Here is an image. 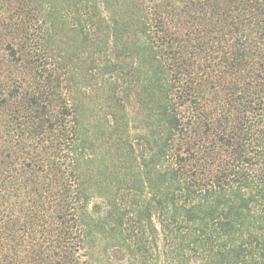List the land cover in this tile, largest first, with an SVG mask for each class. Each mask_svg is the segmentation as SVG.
Instances as JSON below:
<instances>
[{
  "label": "trees",
  "instance_id": "16d2710c",
  "mask_svg": "<svg viewBox=\"0 0 264 264\" xmlns=\"http://www.w3.org/2000/svg\"><path fill=\"white\" fill-rule=\"evenodd\" d=\"M0 264H264V0H0Z\"/></svg>",
  "mask_w": 264,
  "mask_h": 264
}]
</instances>
